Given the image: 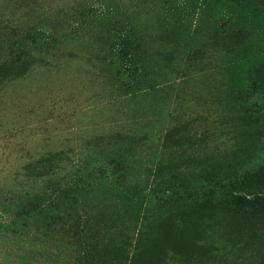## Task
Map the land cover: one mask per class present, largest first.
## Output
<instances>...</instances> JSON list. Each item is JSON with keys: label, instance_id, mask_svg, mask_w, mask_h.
<instances>
[{"label": "rangeland", "instance_id": "obj_1", "mask_svg": "<svg viewBox=\"0 0 264 264\" xmlns=\"http://www.w3.org/2000/svg\"><path fill=\"white\" fill-rule=\"evenodd\" d=\"M255 81L264 0H0V264H264Z\"/></svg>", "mask_w": 264, "mask_h": 264}, {"label": "trees", "instance_id": "obj_2", "mask_svg": "<svg viewBox=\"0 0 264 264\" xmlns=\"http://www.w3.org/2000/svg\"><path fill=\"white\" fill-rule=\"evenodd\" d=\"M120 39V53L123 58L129 61L131 59V38L125 35L120 37ZM254 84L255 85H252L251 92H247L248 98L254 95H264V84L260 86L258 81H255ZM257 103L256 101V104ZM262 108L264 109V106ZM231 171L232 172L224 178L211 179L208 181L202 192L213 194L216 199L224 202L229 207H239L243 205L245 208L251 210L258 206L264 207V190H246L250 178L256 171L255 167L248 162L232 168Z\"/></svg>", "mask_w": 264, "mask_h": 264}]
</instances>
